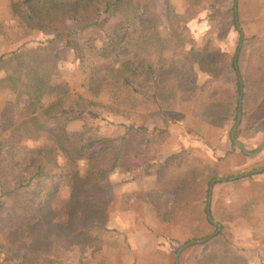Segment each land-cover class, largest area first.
I'll list each match as a JSON object with an SVG mask.
<instances>
[{
    "label": "rangeland",
    "instance_id": "374dc122",
    "mask_svg": "<svg viewBox=\"0 0 264 264\" xmlns=\"http://www.w3.org/2000/svg\"><path fill=\"white\" fill-rule=\"evenodd\" d=\"M23 1L0 0V55L47 43L55 35L54 30L27 31ZM58 1L65 3L57 18L64 31L52 44L59 57L55 78L80 90L85 68L128 57L138 62L142 49L153 68L132 75L128 87L117 72L106 80L105 72L92 73L99 95L88 97L98 106L80 116L70 111L60 120L76 146L60 150L51 149L46 135L28 138L11 124L4 108L27 99L0 91L4 190L27 180L32 164L53 151L43 175L30 186L14 196L0 190V264H177L182 246L211 235L182 249L178 264H264V201L255 197L264 190V170L254 171L264 167V148L247 155L231 138L240 97L231 67L240 37L234 0H135L138 16L129 21L130 31L134 37L143 31L144 40L126 39L124 56L117 59L99 29L69 33L75 26L69 6L75 0ZM239 10L244 95L235 135L254 151L264 142V76L253 72L264 61V0H240ZM116 21L111 18L105 28ZM257 44L263 59L253 57ZM107 145L112 147L103 149ZM116 146L119 163L111 170ZM86 150L99 154L92 159L97 165L92 188L85 185L91 164ZM165 161L175 168L181 162L188 170H176L202 176L204 183L238 176L213 185L218 233L217 225L206 221L204 204H192L197 207L188 206L183 219L172 220L178 190H157L163 175L176 174L164 170Z\"/></svg>",
    "mask_w": 264,
    "mask_h": 264
},
{
    "label": "trees",
    "instance_id": "16d2710c",
    "mask_svg": "<svg viewBox=\"0 0 264 264\" xmlns=\"http://www.w3.org/2000/svg\"><path fill=\"white\" fill-rule=\"evenodd\" d=\"M23 2V6H26L28 11L21 13L27 21H30L25 22L27 31L29 32L30 29L54 30L55 35L52 40L47 43L26 48H18L0 55V72H3V74L0 75V91H8L27 99L23 103L15 102L14 104H10V107L6 106L4 108L5 116L9 119L11 124H17L28 138L38 139L46 135L52 140V144L49 145L51 149L55 147L60 150L69 146H75L71 141L68 131L60 123V120L70 111L80 116L87 112H92V110H90L91 107L98 106L97 102L88 97V95H99V89L94 86L96 85L97 87V84H95L97 81H94L95 78L92 73H98L100 77L102 76V72H105V77L103 79L106 80L113 78V74L117 72L118 80H121L123 86L128 87L132 75L144 73L146 66L149 70H151L153 66L143 60V56L145 55L143 49L138 55L140 56L138 62L129 57L117 64L115 60L111 61L112 64L109 62H100L92 65L91 71L85 68L84 72L88 73V76L81 82L80 90H77V88L72 86L71 81L58 80L54 77L59 57L58 53L52 48V44L64 31L60 30L61 22H58L59 20H57V18L59 16V11L61 12L65 3L59 2L58 0H24ZM239 3L240 0H234L233 10L236 24L238 23L240 11ZM69 8L68 18L75 21L72 22L75 26L72 30H68V32L78 34L81 31H96V28L99 29L100 33H105V36L108 37V48L112 49L110 52H114L116 59L124 56L126 44L123 43L126 39L131 40L136 37L137 43H141L144 40L143 31L139 33V36L135 37L133 36V31H130L129 21L138 16V4L135 0H75L70 3ZM115 17L117 18L116 23L105 28L106 23L109 22L111 18ZM237 29L240 33L239 44L231 67L237 76L238 91L240 93L241 81L239 75L242 77V71L239 61L245 34L243 30ZM0 30L4 32L2 25H0ZM72 44V40H66V45L72 46ZM117 44L120 45L119 48ZM257 46L253 53V57L263 59L262 49L260 45L257 44ZM77 52H80V50ZM110 55L111 54L108 53L109 58ZM261 63L262 64L255 66L253 72L255 75L262 78L264 76L262 73V71L264 72V61H261ZM248 104L247 102V106H249ZM237 108L238 106H235V109ZM237 115L238 114L235 116L236 119ZM123 138L125 140L122 139L120 142L121 144L126 141V136ZM233 144L235 143L233 142ZM108 147L111 148L112 145L103 146V149ZM82 148L85 149L86 147L83 146ZM115 149L116 152L114 153V161L111 170L119 163L117 162L120 154L119 146H116ZM51 152L53 153L52 150H47L46 153L44 152L43 158L36 162L38 164H32L34 170L28 179L21 180L19 186L16 188L13 187L9 191L4 190L6 186L5 180L0 171V190L14 196L18 189L30 186L33 180L43 175L48 160H51ZM83 155L89 157V164L91 163L88 177L85 178V185L87 184L92 188L97 183L96 180L92 178L93 170L97 167L92 159L97 161L99 154H91L86 150ZM172 165L171 162L165 161L164 170H174L176 174L174 176L163 175L160 183L157 184L158 192H161L166 187H175L178 190L172 220L177 221L178 219H183L185 212L189 208L188 206L196 208L200 204H204L206 221L209 225L214 226L209 218V214L212 215V191L210 186L212 185L213 179L211 178L207 183H204L202 181V176L192 175L191 173L185 175L176 170L179 167L182 168L181 162L176 164V166H178L176 168ZM182 169L188 170V168ZM253 175L252 173V176ZM255 197L258 200L264 201V190H262V192H257ZM192 204H196L197 206H192ZM163 218L166 221L171 220V218L164 215ZM229 264L235 263L230 262Z\"/></svg>",
    "mask_w": 264,
    "mask_h": 264
},
{
    "label": "water",
    "instance_id": "95a60500",
    "mask_svg": "<svg viewBox=\"0 0 264 264\" xmlns=\"http://www.w3.org/2000/svg\"><path fill=\"white\" fill-rule=\"evenodd\" d=\"M237 26L239 29H241L239 23H237ZM239 78H240V81H241V92H240V97H239V104H238V115H237V122L234 126V128L232 129V132H231V138H232V141L237 145L239 146V148H241L243 150V152L247 155H256L258 154L263 148H264V142L259 146V148H257L256 150L254 151H248L243 142H241V140H239L236 135H235V132H236V129L238 128V126L240 125L241 123V120H242V115H243V95H244V83H243V80H242V77L239 75ZM264 170V167L263 168H258L257 170H254V171H263ZM249 173H245V175H248ZM236 177L238 176H232V177H226V178H214L213 181H212V185L210 186V189L212 191L213 189V185L216 183V182H219V181H222V180H233L235 179ZM209 218L210 220L215 224L217 225L218 229H217V232L218 233L221 229H222V226L220 223L216 222L213 218V216L211 214H209ZM211 236L207 237V238H202V239H193L191 241H189L187 244H185L184 246H182L180 249H179V252L177 254V260H176V263L178 264V255L179 253L182 251V249H184L185 247L189 246V245H192L194 243H201V242H204L206 240H208L209 238H211Z\"/></svg>",
    "mask_w": 264,
    "mask_h": 264
}]
</instances>
